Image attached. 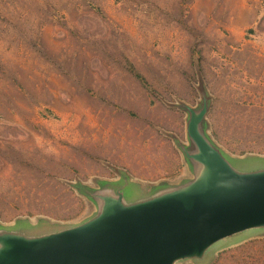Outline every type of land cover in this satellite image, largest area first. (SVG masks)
Masks as SVG:
<instances>
[{
	"label": "rangeland",
	"instance_id": "obj_1",
	"mask_svg": "<svg viewBox=\"0 0 264 264\" xmlns=\"http://www.w3.org/2000/svg\"><path fill=\"white\" fill-rule=\"evenodd\" d=\"M204 94L209 140L264 169V0H0V228L58 234L98 214L78 186L191 176ZM176 264H264V231Z\"/></svg>",
	"mask_w": 264,
	"mask_h": 264
},
{
	"label": "water",
	"instance_id": "obj_2",
	"mask_svg": "<svg viewBox=\"0 0 264 264\" xmlns=\"http://www.w3.org/2000/svg\"><path fill=\"white\" fill-rule=\"evenodd\" d=\"M189 114L185 150L191 176L166 181L148 193L104 185L78 186L96 201L88 222L45 237L27 238L0 228V264H176L203 259L218 244L264 231V169L236 168L205 133L209 100ZM242 165V164H241Z\"/></svg>",
	"mask_w": 264,
	"mask_h": 264
}]
</instances>
